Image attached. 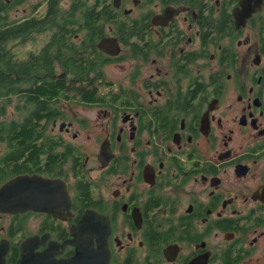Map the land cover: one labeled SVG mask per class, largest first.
Returning a JSON list of instances; mask_svg holds the SVG:
<instances>
[{"label": "flooded vegetation", "instance_id": "af4514ba", "mask_svg": "<svg viewBox=\"0 0 264 264\" xmlns=\"http://www.w3.org/2000/svg\"><path fill=\"white\" fill-rule=\"evenodd\" d=\"M240 2L0 0V189L70 197L0 211L6 264L45 234L58 258L264 264V0ZM86 213L110 227L78 239Z\"/></svg>", "mask_w": 264, "mask_h": 264}, {"label": "water", "instance_id": "95a60500", "mask_svg": "<svg viewBox=\"0 0 264 264\" xmlns=\"http://www.w3.org/2000/svg\"><path fill=\"white\" fill-rule=\"evenodd\" d=\"M252 1V0H251ZM251 1L241 0V4L247 12L254 10ZM244 12V11H243ZM251 13V12H250ZM70 200L66 183L61 179H48L39 175H23L5 184L0 189V211H46L56 214L58 207H62L65 200ZM99 215L86 213L79 222L72 227L74 235L78 239H85L88 230L107 229L110 226L101 223ZM92 236L101 238V233H93ZM49 234L33 236L23 241L16 264H108L109 258L97 256L95 250L93 260H87V248L78 247V256L74 258H58L73 240L67 239L60 243L51 241L44 250H38L47 243ZM79 245H83L78 243ZM101 244V243H100ZM103 247V246H102ZM101 248V247H100ZM4 253H0V264H6ZM79 258V259H78Z\"/></svg>", "mask_w": 264, "mask_h": 264}, {"label": "trees", "instance_id": "16d2710c", "mask_svg": "<svg viewBox=\"0 0 264 264\" xmlns=\"http://www.w3.org/2000/svg\"><path fill=\"white\" fill-rule=\"evenodd\" d=\"M110 4V6H112V2L111 1H109V3L107 4V6ZM85 5V4H84ZM107 11H108V8H107ZM110 11V10H109ZM93 13H95V9H93ZM63 85V81L62 80H60V81H56V91H57V89L59 88L60 89V87ZM61 93H63V92H61ZM43 108H45V104H41V105H39L36 109H38V110H41V109H43Z\"/></svg>", "mask_w": 264, "mask_h": 264}]
</instances>
